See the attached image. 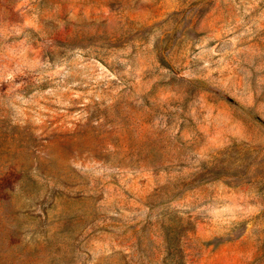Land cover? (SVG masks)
I'll list each match as a JSON object with an SVG mask.
<instances>
[{"label":"rangeland","instance_id":"374dc122","mask_svg":"<svg viewBox=\"0 0 264 264\" xmlns=\"http://www.w3.org/2000/svg\"><path fill=\"white\" fill-rule=\"evenodd\" d=\"M0 264H264V0H0Z\"/></svg>","mask_w":264,"mask_h":264}]
</instances>
